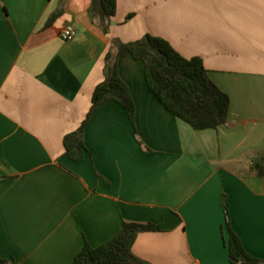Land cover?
<instances>
[{
  "label": "crops",
  "instance_id": "0c3cea01",
  "mask_svg": "<svg viewBox=\"0 0 264 264\" xmlns=\"http://www.w3.org/2000/svg\"><path fill=\"white\" fill-rule=\"evenodd\" d=\"M91 0H0V258L70 264L123 222L151 223L132 252L149 264H231L223 204L242 247L264 261V0H116L104 31ZM62 13L47 25L57 9ZM73 24L75 36L59 33ZM161 37L201 58L228 94V124L194 130L149 91L143 64L117 58L133 123L116 102L83 129L85 156L64 155L105 74L112 41ZM242 264V263H239Z\"/></svg>",
  "mask_w": 264,
  "mask_h": 264
},
{
  "label": "trees",
  "instance_id": "16d2710c",
  "mask_svg": "<svg viewBox=\"0 0 264 264\" xmlns=\"http://www.w3.org/2000/svg\"><path fill=\"white\" fill-rule=\"evenodd\" d=\"M116 0H91L92 18L106 31L115 14ZM62 9L54 11L47 19L50 25ZM128 55L143 64V75L149 91L170 113L189 124L194 130L216 129L228 124L229 96L209 77L201 58H186L161 37L144 35L140 39L122 42L118 39L105 56V74L91 95V107L85 120L63 138L64 155L72 161L81 160L88 152L84 145V125L92 110L106 102L118 103L133 123L134 105L126 82L118 72L117 58ZM254 173L264 175L262 166L255 162ZM224 227L228 233V258L231 264L255 263L259 260L244 250L238 236L232 231L227 208L223 204ZM151 223L123 222L121 229L98 246L84 242L70 264H149L132 252L140 232L156 231ZM6 260L0 258V264Z\"/></svg>",
  "mask_w": 264,
  "mask_h": 264
},
{
  "label": "built area",
  "instance_id": "2783aa9c",
  "mask_svg": "<svg viewBox=\"0 0 264 264\" xmlns=\"http://www.w3.org/2000/svg\"><path fill=\"white\" fill-rule=\"evenodd\" d=\"M75 33V27L73 26V24L69 23L61 28L59 36L63 40H68L74 37Z\"/></svg>",
  "mask_w": 264,
  "mask_h": 264
},
{
  "label": "water",
  "instance_id": "95a60500",
  "mask_svg": "<svg viewBox=\"0 0 264 264\" xmlns=\"http://www.w3.org/2000/svg\"><path fill=\"white\" fill-rule=\"evenodd\" d=\"M262 264H264V261H262Z\"/></svg>",
  "mask_w": 264,
  "mask_h": 264
}]
</instances>
